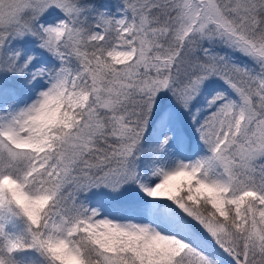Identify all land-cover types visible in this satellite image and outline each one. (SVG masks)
<instances>
[{
	"label": "snow or ice",
	"instance_id": "snow-or-ice-1",
	"mask_svg": "<svg viewBox=\"0 0 264 264\" xmlns=\"http://www.w3.org/2000/svg\"><path fill=\"white\" fill-rule=\"evenodd\" d=\"M0 264H264V0H0Z\"/></svg>",
	"mask_w": 264,
	"mask_h": 264
}]
</instances>
